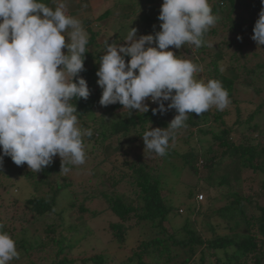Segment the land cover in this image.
Returning a JSON list of instances; mask_svg holds the SVG:
<instances>
[{"label": "trees", "instance_id": "16d2710c", "mask_svg": "<svg viewBox=\"0 0 264 264\" xmlns=\"http://www.w3.org/2000/svg\"><path fill=\"white\" fill-rule=\"evenodd\" d=\"M75 1L70 13L73 16L77 15L76 12L84 4L86 8H90L89 0ZM44 2L52 6V0H44ZM117 2L122 17L118 27L115 28L117 33L109 44L114 41L119 43L120 31L128 29L127 26L133 23L143 26L142 35L154 36L155 32L160 30L158 15L161 0H117ZM210 3L220 19L210 28L205 39L216 42L218 50L215 55L220 59L215 58L214 53L207 52L206 46L195 49L200 57L203 56L199 60H193L198 65L204 66L202 79L205 82L210 79L219 80L228 91L230 101L237 103L234 100L235 86L245 85L239 82L243 76L250 80L246 87L258 86L254 89L255 95L259 96L261 90L258 91L257 88L264 87V45L259 46L263 59L254 63L249 59L248 54L243 53L245 45L243 39L245 32H253L258 18L257 13L262 7L261 0H210ZM238 7L239 15L235 17L238 21H235L233 15ZM95 22L110 25L116 20L112 21V13L107 10L99 15ZM83 25L90 39L89 50L84 54L85 70L79 75L86 80L90 95L87 100L77 98L74 102L80 114V125L84 129H91L93 133L91 137H84L86 157H91L93 162H97V166H111L110 175L109 171L104 173L99 171L95 172L97 174L93 173V178L97 180L96 183L99 181L102 184L106 183L109 189L104 191L95 189L90 195H83L79 205L76 202L79 197L74 196V201L72 200L65 209H62L57 206V198L72 187V183L64 178L62 181H54V187H50L48 182V177L54 171L58 176L63 173L60 172L61 163L52 164L40 171L39 181L34 180L37 175L33 171L21 170V174L29 183L33 180L32 184L37 186L48 184L51 193L48 197L33 195L23 201L19 200L25 210L24 216L19 217V220L12 219V223L4 219L0 213V223L4 225L3 231L16 241V249L19 253V258H14L8 264H75L76 262L108 264L109 257L100 253L88 258H69L76 244L84 241L91 233L85 226L84 215L101 220L106 215L114 218L115 221L108 225V229L113 242L120 246L121 251L123 250L120 255L114 254L117 255L114 257L119 264H149L145 261L149 257L155 259V264H264V204H260L258 200L259 195L264 196V100L257 104L245 120H236L235 125H246L248 132L247 135L241 136L238 142L235 140L233 128L226 126L224 119L226 111L217 109L214 113L208 110L201 115L194 112L189 114L185 122L186 126L176 130L170 139L165 154L161 156L162 160L164 159L166 163L178 158L195 176L201 164V169L213 173L217 171L223 160L228 161L223 167L225 172L216 179V186L211 184L212 181L206 185L207 187L204 184L197 192L187 194L188 199L194 198L188 208V212L194 213V218L193 220L186 218L184 226L180 229V232L185 233V237L177 239L176 235L167 232L166 224L178 214V209L168 204L163 196L165 186L162 182V173L153 172L152 167L144 162L146 150L141 138L150 127H167L176 114L175 110H169L164 114L157 112L154 115L151 109L156 108L157 105L149 104L148 112L131 110L129 115L128 110L122 108L119 103L101 106L99 99L102 89L96 83L98 80L96 72L104 46L98 45L99 33L92 29L90 20H84ZM90 47L98 50L91 51ZM230 49H233V52L227 58ZM128 59L130 58L125 57L126 63ZM221 67H224L223 72L220 71ZM237 114H240V111L237 110ZM211 118L218 124V132L207 130ZM197 135L211 136L212 142L207 149L199 143L197 146V140L196 144L195 142L194 146L191 144L183 154H179L174 149L180 141L187 145ZM113 140H117V146L111 149L108 143ZM99 150L104 152L100 160L97 155ZM118 157L121 159L119 160ZM10 160L11 158L7 156L3 158V162ZM68 167L73 170L71 165ZM3 169L0 167V173L8 177L7 170L3 171ZM234 173L237 174L236 177L232 176ZM247 173L249 175L247 180L250 179L248 184L250 186L258 184V189L254 190V194L245 196L238 190V184L240 176ZM2 180L0 175V190L3 191L1 199L7 197L9 192V187H6ZM124 183L133 189L134 199L132 196L117 193L116 188ZM214 187L221 189L219 198L224 201V205L212 209L216 200L211 192ZM200 194L203 195L204 200L197 201V196ZM92 200L103 201L105 208L90 211L85 203ZM16 203L15 200L11 205L14 206ZM1 207L2 204L0 210ZM73 212L79 215L80 222L67 224L65 217L71 216ZM46 214L54 218L51 223H44V236L38 235L36 230L28 236L33 225ZM25 215L26 217L30 215L31 219L27 220ZM14 220H18L19 230L15 227ZM213 220H217V223L213 224ZM134 223L138 226L142 223L147 224L150 235L146 240L141 238L137 246L127 250V238L134 229ZM222 225L228 232L222 234L218 232ZM80 226H85V229L81 235L79 234L78 239L75 234ZM173 249H176V252Z\"/></svg>", "mask_w": 264, "mask_h": 264}, {"label": "clouds", "instance_id": "9594fccd", "mask_svg": "<svg viewBox=\"0 0 264 264\" xmlns=\"http://www.w3.org/2000/svg\"><path fill=\"white\" fill-rule=\"evenodd\" d=\"M261 5L251 36L257 46L264 45V0ZM67 9L68 0H52V6L44 0H0V166L7 156L38 173L58 156L60 172L67 173L69 165L86 161L84 137L93 133L80 125L74 101L90 95L79 75L90 37ZM219 19L210 0H163L154 36H138V29L129 27L123 44L104 41L96 72L101 106L119 103L131 115V110L148 112L149 101L157 105L154 115L175 110L167 127L143 133L149 151L163 156L189 114L213 106L224 110L231 103L219 80L205 82L198 77L202 66L170 50L212 47L205 37ZM3 227L0 223V264H8L19 253Z\"/></svg>", "mask_w": 264, "mask_h": 264}, {"label": "rangeland", "instance_id": "374dc122", "mask_svg": "<svg viewBox=\"0 0 264 264\" xmlns=\"http://www.w3.org/2000/svg\"><path fill=\"white\" fill-rule=\"evenodd\" d=\"M163 0H161L160 3H162ZM75 0H68V12L69 14L72 12L73 8L72 5L75 4ZM89 6L90 8H86V5H82L80 9L76 12V16L81 19L82 23L84 20H90L92 29L99 33V36L97 38V43L101 47L104 46V41L107 39L108 43L113 39L114 34H116V27H118V23L120 22V19L122 17V11L120 6L118 5L117 0H89ZM110 10L112 13V21L115 19L116 22H111L110 25L102 23V22H95L96 18L101 15L103 12ZM259 12L257 13L258 17ZM239 15V7L236 8V13L233 15V19L235 21H238L235 19ZM258 18H256L257 20ZM135 27L138 29L137 35H142V29L143 26L141 24H132L131 26H127V28ZM128 29H123L120 31L119 35L121 34L119 38V43L118 44H123V39L124 36L126 35ZM245 38L243 39V43H245L244 48H243V53L248 54L249 59L256 63L257 61L260 62V59H263L262 56V50L260 49L259 46H257L256 42L251 39V36L253 35V32H245ZM208 44H211L212 47H208L207 52H211L212 54L214 53V57L217 59L218 58L217 52V46L216 42L214 40L208 39L207 41ZM152 46H155L153 44ZM91 51L98 50L97 48H92L90 47ZM170 50L174 51L176 55H181L185 59H191V60H199L203 56L198 55L194 49L193 46L191 45H185L181 49H174L170 48ZM66 51V50H65ZM233 49H230L227 53V58L232 54ZM104 54V53H103ZM255 54L256 56H253ZM202 64V63H201ZM202 68L204 67L203 64L200 65ZM199 78L204 77V72L202 71L201 73L198 74ZM239 82L244 83L245 85H236L235 87V93H234V100L237 103L231 102L228 107H226L224 110L220 111H226V115L224 117L226 126L233 128V133L235 136V140L238 142L241 140V136L247 135V128L246 125H240L237 126L235 125L236 120H245L248 115H250L254 109L256 108L257 104H259L262 100H264V87L262 88H257L258 91H260L259 96L255 95V89L258 86H249L246 87L248 83H250L249 79H245L243 76L239 79ZM149 101H146L148 103ZM149 104L153 105L154 103L149 102ZM214 110L216 111V107L213 106L212 108L209 109L211 113H214ZM237 110L240 111V114H237ZM239 115V118H238ZM211 122L209 123L210 127L207 130H212L213 132H218V124L214 123L212 118L210 119ZM183 133L181 134L180 137H182ZM211 136H202V135H197L196 138H192L187 145L183 144L181 141L179 144L175 145L174 149L177 150L179 154L185 153L187 151L191 144L193 145L194 142L196 144L197 140V146L198 143L203 146L204 149H207L209 145L211 144L212 140L210 138ZM117 139V138H115ZM174 140V139H173ZM193 142V143H192ZM194 144V145H195ZM193 145V146H194ZM108 146L112 148L117 146V140L111 141V143H108ZM215 146V145H214ZM146 150V156L144 155V162L147 163L148 166H151L152 169L154 170L153 172H161L162 173V182L163 185L165 186V189L163 190V196L168 202V204H172L174 208L178 209V214L175 215L170 219L169 222L166 224L167 232L169 234H174L176 235L175 238L177 239H182L185 237L184 232H180V229L184 226L186 218H190L193 220L194 218V213L193 212H188V208L190 203L193 202V199H188L187 194L189 192H197L201 186L205 184L206 185L210 184L212 181L213 185L216 186V179L222 172H225V169L223 168L224 165L228 163L227 160H223L222 163H220V167L217 168V171H214L213 173L207 172L204 169H201V165H199L200 168L198 169V174L195 176L193 172H190L186 165L183 164V162L178 159V158H173L169 162L167 161L166 163L164 162V159L162 160L161 155L156 154L154 151H149L147 148ZM86 152V151H85ZM104 152L102 150H99L97 153L98 155V160L102 159ZM120 160L121 157H118ZM61 163L60 158L54 157L53 159V165ZM97 162H93V159L91 157H86V161L83 165L75 166L71 165L73 170H69L67 173L63 172L59 174V176L56 174V171L53 172L52 175L48 177V182L50 187H54V181H62V179H67V182L72 183V187L69 189L65 190L58 198H57V206L59 208L65 209L67 205L73 200L74 201V196H78L79 200L76 201L78 205L82 202V196L84 195H90L91 192L96 190L99 191H104L108 188V185L102 184L100 181L96 183V179L93 178V173L97 174L95 172H108L109 175L112 173L111 171V166L109 165H100L97 166ZM51 164V165H52ZM50 166V165H49ZM46 166L45 168L49 167ZM70 166V165H69ZM1 168H4V170H7L8 177H5L4 174H1V178L3 179L2 181L5 182L6 187H9V192L7 194V197L1 199L2 195V190H0V204H2L0 213L1 216L6 219L10 220L9 223H12V219H18L19 217H23V213L25 210L21 206L20 201H23L30 196H39V197H48L51 193V188L49 187L48 184L44 185H34L32 184L33 180L31 183H29L23 174H21L22 171H32L31 169L28 168L27 164L17 166L15 163L10 160L7 162H3ZM176 168V169H173ZM10 171H9V170ZM35 173V172H34ZM37 176L34 178V180L39 181L41 179V174L40 172L35 173ZM115 174V172H114ZM233 177H236L237 174L234 173L232 174ZM249 177L248 173L243 174L240 176V181L238 184V190L241 191L245 196L254 194L255 191L258 189V184L250 186L248 183L250 179L247 180ZM200 178V180H198ZM52 185V186H51ZM256 186V188H255ZM109 189V188H108ZM107 189V190H108ZM255 190V191H254ZM117 193L119 194H125L127 196H132V199L135 198L133 195V189L129 187L127 184H121L116 188ZM211 192L213 196L216 197L215 202L212 205L213 208H220L224 205V201L219 198L221 189L218 187H214L211 189ZM198 194V193H195ZM8 198V199H7ZM254 198H256L254 196ZM257 199V198H256ZM17 201L14 206L11 205L13 201ZM20 200V201H19ZM204 200V199H203ZM258 200L260 204H264V196L259 195ZM200 201V200H199ZM85 206L90 210H102L105 208V204L103 201L99 200H92L91 202H86ZM179 210H182L180 212ZM26 217V215H25ZM27 220H30L31 217L30 215H27ZM54 216H49L46 214L43 218H41L39 221H37L32 229L29 230L28 236H31L34 233V230H36V233L41 236L43 235V229H44V223L49 224L52 222ZM83 219L85 220V226L86 228L91 232L90 235L87 236V238L84 241H80L76 244V248L70 253L69 258H74V259H81L84 257H90L96 253L103 254L108 258V264H119V261L114 257L117 255L114 254H122L123 250L121 251L119 249L120 246H118L116 243L113 242L112 236L109 232L108 225L112 223L114 218L110 215L104 216V219H97V218H90L89 215H84ZM19 220V219H18ZM18 220H14L15 222V227L17 230L20 229L19 223H17ZM65 222L67 224L69 223H79L80 218L79 215L75 212L71 214L69 217H65ZM213 224L217 223V220L212 221ZM133 224V223H132ZM84 227H79L77 229V234H75L76 238L79 239V236L81 233H83ZM134 229L131 231L127 238L128 244L126 245V249L130 250L132 247L137 246V243L142 239L146 240L149 238V233H148V225L142 223V225L138 226L134 223ZM225 226L222 225L221 229L218 231L219 233H226L228 232L226 229H224ZM80 234V235H79ZM78 235V236H77ZM125 249V248H124ZM50 250V248H49ZM174 252H176V249H173ZM121 251V252H120ZM119 252V253H118ZM130 253V252H128ZM181 254V253H180ZM40 257V255H39ZM112 257V259H111ZM155 259L154 258H146V262L149 264H155ZM75 264H80L79 262H76ZM91 264V263H87Z\"/></svg>", "mask_w": 264, "mask_h": 264}, {"label": "built area", "instance_id": "2783aa9c", "mask_svg": "<svg viewBox=\"0 0 264 264\" xmlns=\"http://www.w3.org/2000/svg\"><path fill=\"white\" fill-rule=\"evenodd\" d=\"M198 198L201 200L202 199V196H199Z\"/></svg>", "mask_w": 264, "mask_h": 264}]
</instances>
